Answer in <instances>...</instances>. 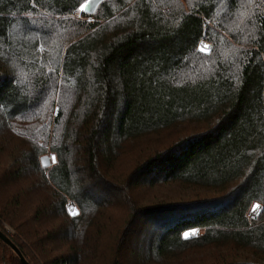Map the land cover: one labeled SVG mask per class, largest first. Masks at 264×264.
<instances>
[{
	"label": "trees",
	"instance_id": "trees-1",
	"mask_svg": "<svg viewBox=\"0 0 264 264\" xmlns=\"http://www.w3.org/2000/svg\"><path fill=\"white\" fill-rule=\"evenodd\" d=\"M87 1L0 0V232L28 264H264V0ZM173 132L106 179L125 142ZM0 264H22L1 239Z\"/></svg>",
	"mask_w": 264,
	"mask_h": 264
},
{
	"label": "rangeland",
	"instance_id": "rangeland-1",
	"mask_svg": "<svg viewBox=\"0 0 264 264\" xmlns=\"http://www.w3.org/2000/svg\"><path fill=\"white\" fill-rule=\"evenodd\" d=\"M84 20H87L88 22H94V19L91 17L86 18ZM204 45H207V49H208L207 52H201V51L200 52L202 54L209 55L211 53L212 46L206 43H202L200 45V48H202ZM51 115L53 119H55L58 116L57 107L54 108ZM172 134L171 135L162 134L153 137H146L144 139H138L135 141L125 142L122 152L119 154V156L116 155L117 159L112 164V166L106 170V179L108 181H111V183L113 184L114 182L125 181L131 175V173L138 167L139 164L144 163L157 150L164 149L165 146L169 143V141H171V139L175 137L176 132H173ZM20 147H21V143L18 140H13L10 143L9 149H15L17 151ZM46 155H48L51 159V167L45 170H50L53 166L57 164L58 158L54 153L49 151V148ZM53 157H55V163H52ZM35 175H36L35 173L30 172L28 179L29 180L34 179ZM158 192L159 195L163 196V198H167L168 200H172V201L196 199L197 202H202L217 196V194L208 190H201V189L189 190V189L181 188L179 186L161 187L158 190ZM69 206H71L72 211L78 212V210L75 208V206L72 203L68 205V209ZM261 210L262 207L260 205H254L252 207L248 215L250 222H255L258 220ZM254 211H257V215H253Z\"/></svg>",
	"mask_w": 264,
	"mask_h": 264
},
{
	"label": "water",
	"instance_id": "water-1",
	"mask_svg": "<svg viewBox=\"0 0 264 264\" xmlns=\"http://www.w3.org/2000/svg\"><path fill=\"white\" fill-rule=\"evenodd\" d=\"M104 0H95V3L92 2V0H88L84 6L82 7L83 8V12L86 13V14H94L97 7L99 6V4L101 2H103ZM92 5L91 8L89 9V5ZM41 165H42V168L43 169H48L51 167V159L50 157L47 155V156H44L41 158ZM0 239L6 243L7 245H9L17 254L18 256L20 257L21 261H22V264H28L27 261L24 259V257L21 255V253L18 251V249L14 246V244L10 241V239H8L2 232H0Z\"/></svg>",
	"mask_w": 264,
	"mask_h": 264
},
{
	"label": "snow or ice",
	"instance_id": "snow-or-ice-1",
	"mask_svg": "<svg viewBox=\"0 0 264 264\" xmlns=\"http://www.w3.org/2000/svg\"><path fill=\"white\" fill-rule=\"evenodd\" d=\"M92 2L93 3H95V0H92ZM190 2H191V0H190ZM91 4L89 5V9L91 8ZM80 11H83V8H81L80 9ZM207 45H204L202 48H200V51L201 52H207ZM0 106H2V105H0ZM23 106H24V101H21L19 104H17L16 105V107L19 109V110H23ZM52 163H55V157H53L52 158ZM67 214L69 215V216H72V217H75V216H77V215H79V213L78 212H76V211H72L71 210V206H69V209H68V211H67ZM253 215H257V213H255V211L253 212ZM184 238L185 239H188L189 238V233H184Z\"/></svg>",
	"mask_w": 264,
	"mask_h": 264
},
{
	"label": "built area",
	"instance_id": "built-area-1",
	"mask_svg": "<svg viewBox=\"0 0 264 264\" xmlns=\"http://www.w3.org/2000/svg\"><path fill=\"white\" fill-rule=\"evenodd\" d=\"M8 233L10 234V235H12L13 233H12V231H10V230H8ZM187 233H189V238H194V237H197L199 234H198V231H191V232H187Z\"/></svg>",
	"mask_w": 264,
	"mask_h": 264
},
{
	"label": "bare ground",
	"instance_id": "bare-ground-1",
	"mask_svg": "<svg viewBox=\"0 0 264 264\" xmlns=\"http://www.w3.org/2000/svg\"><path fill=\"white\" fill-rule=\"evenodd\" d=\"M255 213H257V211H255Z\"/></svg>",
	"mask_w": 264,
	"mask_h": 264
}]
</instances>
